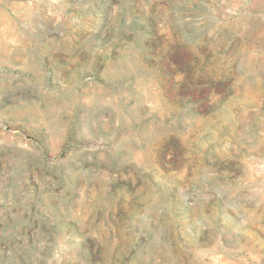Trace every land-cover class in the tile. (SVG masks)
<instances>
[{
  "label": "rangeland",
  "instance_id": "rangeland-1",
  "mask_svg": "<svg viewBox=\"0 0 264 264\" xmlns=\"http://www.w3.org/2000/svg\"><path fill=\"white\" fill-rule=\"evenodd\" d=\"M0 264H264V0H0Z\"/></svg>",
  "mask_w": 264,
  "mask_h": 264
}]
</instances>
